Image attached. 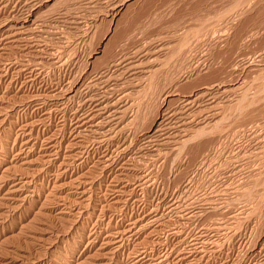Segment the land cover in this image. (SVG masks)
I'll return each mask as SVG.
<instances>
[{"label": "rangeland", "instance_id": "obj_1", "mask_svg": "<svg viewBox=\"0 0 264 264\" xmlns=\"http://www.w3.org/2000/svg\"><path fill=\"white\" fill-rule=\"evenodd\" d=\"M18 31L26 41L0 50V264L84 260L135 221L152 224L119 249L106 245L109 264L143 253L145 264H264V0H0V40ZM90 94L112 102L124 94L120 119L106 125L111 140L99 145L82 131L89 144L71 150ZM187 97H199L191 110ZM179 111L198 119L172 123L179 130L170 142L146 139L158 116L168 124ZM26 120L39 137L34 149L24 145ZM49 138L59 160L83 150L84 158L68 172L38 163L33 176L21 153L45 157ZM82 176L90 181L84 201L75 187ZM17 181L28 183L12 193ZM115 187L124 192L119 204ZM18 195L27 196L16 203Z\"/></svg>", "mask_w": 264, "mask_h": 264}, {"label": "bare ground", "instance_id": "obj_2", "mask_svg": "<svg viewBox=\"0 0 264 264\" xmlns=\"http://www.w3.org/2000/svg\"><path fill=\"white\" fill-rule=\"evenodd\" d=\"M29 18V17H28ZM218 23V22H217ZM19 24H21V26H20V28L21 29H24L25 28V26L20 22ZM206 27V26H205ZM209 27V26H208ZM19 28V27H18ZM17 28V29H18ZM20 31V30H19ZM19 31L18 32H15L14 34L12 33V32H8L7 34H3V37H2V40H5L6 38H8V39H10L9 41H5V42H3L2 40H0V50H4L5 49V47H7L6 46V44H8L9 45V43L8 42H10V43H15V42H19V41H26L25 39H27L26 37L27 36H16L18 33H19ZM22 31V30H21ZM20 31V32H21ZM23 32V31H22ZM1 33V32H0ZM5 33H6V31H5ZM17 33V34H16ZM24 33V32H23ZM27 33V32H26ZM1 34V35H2ZM7 35V36H6ZM189 35V34H188ZM188 39H189V37H188ZM190 40V39H189ZM203 41V40H202ZM196 43H197V41H196ZM13 45V44H12ZM186 45V44H185ZM182 47V46H181ZM180 48V47H179ZM38 62V61H37ZM13 63V62H12ZM127 64V63H126ZM28 67V66H27ZM10 69V68H9ZM32 69V68H31ZM33 72V71H32ZM31 72V73H32ZM35 74V73H34ZM2 75V69L0 68V76ZM97 75V74H96ZM32 77H33V75H31ZM4 77V76H3ZM30 77V76H29ZM2 78V77H1ZM260 79V78H259ZM262 79V78H261ZM109 80V79H108ZM80 81L81 80H76L75 82H73L72 84H71V86H70V88H69V91H68V94H71V93H73V92H76L77 91V89H78V85H79V83H80ZM96 84V83H95ZM94 84V85H95ZM92 85V84H91ZM93 86V85H92ZM106 86V85H105ZM104 86V87H105ZM108 86V85H107ZM262 86H264V83H263V85ZM240 87V86H239ZM107 88V87H106ZM106 88H104V89H106ZM249 88V87H248ZM226 90V89H225ZM228 90H229V88H228ZM227 90V91H228ZM224 91V90H223ZM236 91V90H235ZM173 92V91H172ZM207 92V91H206ZM242 92V91H241ZM169 93H171V92H169ZM208 93V92H207ZM89 94V93H88ZM96 94V93H95ZM103 94H106L105 92H103ZM227 94V93H226ZM225 94V95H226ZM91 95V98L89 99V101H91L92 102V105H91V107L86 111V110H82V108H81V110L83 111L81 114H79V115H77L76 117H75V119H76V121H75V128H74V133H77L76 134V137L77 138H79V137H81L80 139H79V143L78 142H76V143H74V145H72V144H69V146H68V148L69 149H71V150H74L75 149V147L74 146H76L77 147V149H83V148H85L86 149V145H84L87 141L85 140L84 141V138L86 139V137L85 136H80V133L82 132V131H89V132H92V133H94L95 135H93L92 133H91V135H93L92 137H93V139H94V141L97 143V144H99L100 145V143L103 141V140H108V139H110L111 140V133H110V131H111V129H112V126H111V128L110 129H107V126L106 125H108V127L110 126V122L111 121H113V120H118V119H120V116L118 115L119 113H121V110H120V107L119 106H117L118 104H119V102H121V100L124 98V94H121V96H119L118 98H117V100L115 101H109V100H107L106 99V95H103V96H101L100 98H95L94 97V95H92V94H90ZM203 95V94H202ZM54 96V95H53ZM198 96H201V95H198ZM235 96V95H234ZM252 96V95H251ZM26 97V96H25ZM63 97H64V95H63ZM209 97V96H208ZM213 97V96H212ZM217 97V96H216ZM64 98H66V100H69L70 99V97H67V96H65ZM108 98V97H107ZM246 98H247V96H246ZM36 99V98H35ZM34 99V100H35ZM86 99V98H85ZM202 99V98H201ZM208 99V98H207ZM207 99L206 100H204V101H207ZM225 99V98H224ZM230 99V98H229ZM238 99V98H237ZM256 99V98H255ZM255 99H254V101H255ZM38 101H41L42 99L41 98H39V99H37ZM53 100V99H52ZM62 100V99H61ZM65 100V99H64ZM63 100V101H64ZM88 100V99H87ZM199 100V97L197 98V97H195V98H191V97H187L186 99H185V103L184 104H186L185 106H187L190 110L192 109V107L193 106H195V104H198L197 103V101ZM247 100V99H246ZM46 101V100H45ZM216 101V100H215ZM243 101V100H242ZM241 101V102H242ZM36 102V101H35ZM48 102V101H47ZM184 102V101H183ZM203 102V101H202ZM211 102V101H210ZM209 102V103H210ZM84 103H85V100H84ZM206 103V102H205ZM208 103V102H207ZM243 104H244V102H242ZM37 104V103H36ZM38 105V104H37ZM46 105V104H45ZM60 105V104H59ZM58 105V106H59ZM66 105V104H65ZM90 105V104H89ZM183 105V104H182ZM236 105H238V104H236ZM55 106V105H54ZM88 106V105H87ZM185 106H183V107H185ZM198 106V105H197ZM232 106V105H231ZM230 106V107H231ZM1 107V106H0ZM45 107V106H44ZM49 107V106H48ZM53 107V106H52ZM178 107V106H177ZM214 107H215V105H214ZM229 107V108H230ZM234 107V106H233ZM240 107V106H239ZM246 107V106H245ZM264 107V106H263ZM2 108V107H1ZM0 108V109H1ZM63 108H64V106H63ZM176 108V107H175ZM179 108V107H178ZM217 108H218V106H217ZM225 108V107H224ZM49 109V108H48ZM86 109V108H85ZM177 109V108H176ZM219 109V108H218ZM63 110V109H62ZM170 110H172V109H170ZM179 110V109H178ZM230 110V109H229ZM229 110H228V112H229ZM44 111V110H43ZM50 111V110H49ZM61 111V110H60ZM79 111V110H78ZM174 111V110H173ZM181 111V110H180ZM179 111V112H180ZM185 111H186V108H185ZM185 111H183V112H180V114H183L182 116H180V115H177V116H175L176 114H178V112H176V113H174V112H171L172 114H171V118H170V122L167 120V122H168V124H166V119L167 118H165V117H163L162 118V120L160 121V119H161V117L162 116H158V118L156 119V121H155V123H154V126H157L156 128V130L153 132V134L152 135H148L147 136V140L149 139V138H160V139H156V140H161V141H165L166 140V142L168 141V142H170L171 140H169L168 138H171L173 135H174V133L177 131H175V130H173L172 131V129L174 128V127H176V126H173V124H177V126H179L180 127V129L182 128V127H184V126H186V124H188L191 120H194V121H196L198 118H196L195 117V115L197 116V114H193V113H190V112H185ZM204 111V110H203ZM210 111V110H209ZM217 111V110H216ZM163 112V111H162ZM218 112H219V110H218ZM44 113V112H43ZM79 113V112H78ZM199 113V112H198ZM45 114H48V112H46ZM162 114V113H161ZM168 114H169V112H168ZM173 114H175V115H173ZM203 114V113H202ZM215 114V113H214ZM49 115V114H48ZM51 115V114H50ZM164 115V114H163ZM210 115V114H209ZM216 115V114H215ZM214 115V116H215ZM219 115V114H218ZM230 115H231V113H230ZM168 116H170V114L168 115ZM213 116V117H214ZM243 116V115H242ZM251 116V115H250ZM156 117V116H155ZM167 117V116H166ZM226 118L228 117V116H225ZM202 118V117H201ZM206 118L207 117H205L204 119L206 120ZM211 118H212V116H211ZM2 119V118H1ZM47 119V118H46ZM155 119V118H154ZM207 119H209V118H207ZM173 120V121H172ZM199 120H200V118H199ZM204 121V120H203ZM231 121V120H230ZM242 121V120H241ZM220 122H221V120H220ZM233 122V121H232ZM173 123V124H172ZM197 123V122H196ZM200 123V122H199ZM202 123V122H201ZM229 123V122H228ZM234 123V122H233ZM239 123V122H238ZM117 124V123H116ZM211 125V124H210ZM106 126V127H105ZM177 128V127H176ZM22 132H23V135H26V136H28L29 137V139L28 140H26V142H25V147L27 148V149H30V148H35V147H37V144H38V140H39V137H35V138H33V136H34V129H35V126L33 125V123H31V122H28L27 120H26V122L22 125ZM178 129V128H177ZM179 130V129H178ZM183 130V129H182ZM184 131V130H183ZM197 131V130H196ZM113 132V131H112ZM196 133V132H195ZM204 133V132H203ZM86 135H87V133H85ZM211 134V133H210ZM209 134V135H210ZM91 135H88V136H90L91 137ZM188 135V134H187ZM224 135H225V133H224ZM50 136V135H49ZM53 137V136H52ZM75 138V137H74ZM196 138V137H195ZM201 138V137H200ZM76 139V138H75ZM152 140V139H151ZM71 141V140H70ZM148 141H150V139L148 140ZM163 141V142H164ZM182 141V140H181ZM195 141V140H194ZM46 142V141H45ZM56 142H58V141H56ZM56 142H55V140H54V138H49L48 140H47V145H48V147L46 148V156L45 157H43V158H40V159H34V158H32V156H30L29 154H28V152L29 151H31V150H29V151H27V152H23V153H21V161H22V165H25V166H27L28 168H31L33 171V176H37V175H39V173L41 172V168H38V167H34V166H38V163H46V162H48V163H51V162H59L60 163V166L64 169L63 171H67L68 172V170H69V167H71V164H70V162H73L74 160V158H76V154L74 153L73 155H68L66 158H60V160H59V154H61L60 152H58V150H57V145H56ZM165 142V143H166ZM184 142V141H183ZM186 142H188V141H186ZM197 142V141H196ZM45 143V144H46ZM88 144H89V142H87ZM86 143V144H87ZM59 144V143H58ZM68 144V143H67ZM88 146V145H87ZM46 147V146H45ZM178 147V146H177ZM124 150V149H123ZM41 151V150H40ZM84 151V150H83ZM83 151H80V153H81V155L84 153ZM125 151V150H124ZM183 153V152H182ZM56 155V158H54V156ZM78 156L77 155V158L78 157H81V158H79V159H82V158H84L83 156ZM169 155V154H168ZM180 155V154H179ZM18 156V155H17ZM53 157V158H52ZM112 155L109 153V152H107V154L105 155V156H103V158L101 159V163H103V164H110V163H112ZM76 158V159H77ZM38 162H37V161ZM76 161V160H75ZM80 161V160H79ZM100 162V161H99ZM107 165H106V167H107ZM122 165V164H121ZM17 166V165H16ZM109 166V165H108ZM59 167V166H58ZM66 167H67V169H66ZM73 167V166H72ZM104 167H105V165H104ZM8 169V168H7ZM59 169H61V168H59ZM18 170V169H17ZM244 170V169H243ZM19 171V170H18ZM31 171V170H30ZM63 171H61L60 172V174L58 175V176H56V179H57V181H56V183H59V184H57L56 185V189L59 191V190H61L64 186H66V182H64V178H62V176L61 175H64V174H66L67 172H63ZM85 174V173H84ZM5 176V175H4ZM28 176V175H27ZM65 176V175H64ZM261 177V176H260ZM12 178V177H11ZM36 178V177H35ZM255 178V177H254ZM258 178V177H257ZM81 179H84V180H81ZM5 180V179H4ZM88 180H89V178L88 177H86V176H82V177H79V178H77V180H76V190H78V194H82L83 195V200L82 201H84V200H86V198H85V196H86V194H87V191L88 190H86V186L88 185V183L90 182H88ZM70 181H72V180H70ZM31 182V181H30ZM145 182V181H144ZM23 183V184H22ZM21 183V181H17V182H14L13 184H12V190H10V191H12V193L13 192H18L19 190H21L22 189V187H25V184L24 183H28V181H24V182H22ZM72 183V182H71ZM74 183V182H73ZM263 183V182H262ZM259 184V183H258ZM55 186V185H54ZM72 187V186H71ZM55 188V187H54ZM24 189V188H23ZM69 189H70V187H69ZM112 189V188H111ZM115 190H113V191H115L114 192V195H113V203H115V204H119L120 202H121V199H122V197H123V189H121V188H117V190H116V187L114 188ZM75 190V191H76ZM110 190V189H109ZM32 191V190H31ZM61 192V191H60ZM68 192H70V193H72L70 190L68 191ZM74 193V192H73ZM113 193V192H112ZM255 193V192H254ZM68 194V193H67ZM110 194V193H109ZM12 195V194H11ZM77 195V194H76ZM81 195V196H82ZM252 195V194H251ZM20 195H18V197H14V198H12L13 200H15V202L16 203H19L20 201H21V199L23 198V197H25V196H27V195H25V196H22V198H20L19 197ZM39 196V195H38ZM70 196V195H69ZM88 196V195H87ZM26 198V197H25ZM79 198V197H78ZM61 199V198H60ZM77 199V198H76ZM254 199V198H253ZM136 200V199H135ZM19 201V202H18ZM81 201V202H82ZM72 203V202H71ZM77 204V203H76ZM79 204V203H78ZM68 205V204H67ZM182 206V205H181ZM18 207V206H17ZM69 207V206H68ZM19 209V208H18ZM41 209V208H40ZM61 209V208H60ZM71 209V208H70ZM13 210V209H12ZM40 211V210H39ZM137 211V210H136ZM43 213V212H42ZM79 213V212H78ZM156 214V213H155ZM155 214H153V215H155ZM40 215V214H39ZM152 215V216H153ZM157 215V214H156ZM161 216V215H160ZM46 217V216H45ZM153 218H155V216H153ZM157 218V217H156ZM2 219V218H1ZM35 219V218H34ZM50 219V218H49ZM152 219V218H151ZM158 219V218H157ZM157 219L155 220V221H157ZM12 221V220H11ZM66 221V220H65ZM150 222V221H149ZM43 223H45V222H43ZM142 222H138V221H135V222H133L128 228H124V229H122V230H118L117 232H115V231H113L111 234H108V236H107V238H106V236L104 237V238H102V246L103 247H101V250L100 251H106V252H104V253H96V255H93V254H88L86 257H85V259L84 260H82V259H80L78 256H76V255H72L71 256V263L70 264H109L108 263V261H109V256L107 255V254H111L112 256H114L112 253H111V249L109 250L108 249V247L106 246V245H108L109 243L111 244V243H114V247H112V249H119L120 247L118 246L119 244L118 243H121V245H122V242H123V239L125 238V237H127V236H129V237H131L135 232H136V229L135 228H139V226L140 225H143V226H141V227H143L144 229L145 228H147L150 224H152L151 222L150 223H146V224H141ZM3 224V221H0V226ZM30 225V224H29ZM72 225V224H71ZM25 226V225H24ZM31 227H33V225H30ZM30 226L28 227L29 228V230H31L30 229ZM34 227H37V226H34ZM140 227V228H141ZM122 228V227H121ZM139 228V229H140ZM107 229V228H106ZM142 229V228H141ZM28 230V229H27ZM32 230H35V229H32ZM124 230V231H123ZM143 230V229H142ZM142 230H140V232L142 231ZM25 231V230H24ZM85 231V230H84ZM139 231V230H138ZM137 231V232H138ZM46 232V231H45ZM139 232V233H140ZM30 236V235H29ZM35 236V235H34ZM52 237V236H51ZM137 237V236H136ZM34 238V237H33ZM42 238V237H41ZM99 238H100V236H94L93 237V239L92 240H94L95 242H96V240L98 239L99 240ZM38 239V238H37ZM89 239V238H88ZM39 240H41V239H39ZM43 240V239H42ZM89 241V240H88ZM190 241V240H189ZM92 243H93V241H92ZM88 244V243H87ZM116 244H118L117 246H116ZM194 244V243H193ZM56 246H55V243H53L52 242V244H51V246L49 247L48 246V248H50V250H52V249H54ZM100 249V248H99ZM145 253H143V256H142V254H141V256H139V257H137V259H135V261H134V263L133 264H145V262L147 261V260H145ZM188 256V255H187ZM111 257V256H110ZM18 258V257H17ZM147 258V257H146ZM15 259V258H14ZM47 260V259H46ZM47 262V261H46ZM44 263V262H43ZM65 264H69V263H65ZM147 264V263H146Z\"/></svg>", "mask_w": 264, "mask_h": 264}]
</instances>
